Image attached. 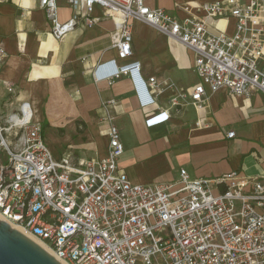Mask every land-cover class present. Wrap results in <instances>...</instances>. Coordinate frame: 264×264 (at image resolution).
Segmentation results:
<instances>
[{
  "label": "built area",
  "instance_id": "built-area-1",
  "mask_svg": "<svg viewBox=\"0 0 264 264\" xmlns=\"http://www.w3.org/2000/svg\"><path fill=\"white\" fill-rule=\"evenodd\" d=\"M37 1L56 41L79 25L97 23L95 7L115 21L111 45L117 58L96 67L93 78L112 83L129 77L141 108L156 104L155 78L143 81L138 63H116L132 54L131 20L194 53L199 80L189 96L194 109L206 104V89L264 95V0L205 3L200 16L183 6V19L148 7V0H66L71 15L63 22L57 0ZM224 14L235 20L234 32L211 33L207 21ZM6 56L0 42V70ZM106 66L112 70L99 75ZM115 106V100L100 103L108 144L106 155L96 160L55 158L28 103L6 116L0 125V220L40 241L60 264H264V182L238 172L193 179L181 170L176 182L132 183L118 166L123 145ZM168 118L159 112L145 125Z\"/></svg>",
  "mask_w": 264,
  "mask_h": 264
},
{
  "label": "crops",
  "instance_id": "crops-1",
  "mask_svg": "<svg viewBox=\"0 0 264 264\" xmlns=\"http://www.w3.org/2000/svg\"><path fill=\"white\" fill-rule=\"evenodd\" d=\"M215 1L225 0H148L146 4L183 19L187 16L183 6L200 16L199 7ZM237 1L247 4L250 0ZM57 4L59 19L66 21L71 15L67 1L57 0ZM92 16L99 21L91 27L79 25L56 41L37 0H0V42L7 55L0 70V106L6 111L0 125L28 103L55 158L69 154L74 159L96 160L106 155L108 144L100 103L115 100L114 122L123 145L118 166L132 183L176 182L181 170L193 179L238 172L264 182L263 94L245 97L206 89V104L194 109L189 98L199 82L194 53L149 24L131 20L132 54L116 63H138L143 81L155 78L156 104L141 108L129 77L112 83L94 81L93 71L116 59L117 50L111 45L115 21L103 17L98 7ZM207 24L211 33L231 35L235 20L224 14ZM111 70L106 66L97 73ZM159 112L167 113L168 120L146 127L145 119ZM228 132L234 137L227 138Z\"/></svg>",
  "mask_w": 264,
  "mask_h": 264
},
{
  "label": "water",
  "instance_id": "water-1",
  "mask_svg": "<svg viewBox=\"0 0 264 264\" xmlns=\"http://www.w3.org/2000/svg\"><path fill=\"white\" fill-rule=\"evenodd\" d=\"M0 264H60L53 256L0 220Z\"/></svg>",
  "mask_w": 264,
  "mask_h": 264
},
{
  "label": "bare ground",
  "instance_id": "bare-ground-1",
  "mask_svg": "<svg viewBox=\"0 0 264 264\" xmlns=\"http://www.w3.org/2000/svg\"><path fill=\"white\" fill-rule=\"evenodd\" d=\"M30 240H32L35 244H37L38 246H40L43 250H45L47 253L50 254L49 250L45 247L44 244H42L40 241H38L37 239L31 237V236H27Z\"/></svg>",
  "mask_w": 264,
  "mask_h": 264
},
{
  "label": "rangeland",
  "instance_id": "rangeland-1",
  "mask_svg": "<svg viewBox=\"0 0 264 264\" xmlns=\"http://www.w3.org/2000/svg\"><path fill=\"white\" fill-rule=\"evenodd\" d=\"M11 92V91H10ZM13 102V100H9L8 104H11ZM14 106L16 107V105L11 106L12 108H14ZM6 114L5 108H3V105L0 106V118ZM214 194H218V190H214Z\"/></svg>",
  "mask_w": 264,
  "mask_h": 264
}]
</instances>
